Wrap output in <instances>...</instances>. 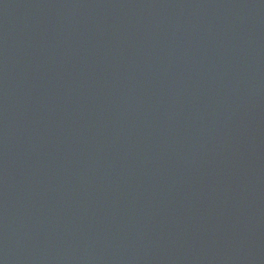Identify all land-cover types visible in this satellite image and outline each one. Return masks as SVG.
I'll use <instances>...</instances> for the list:
<instances>
[{
    "label": "water",
    "instance_id": "obj_1",
    "mask_svg": "<svg viewBox=\"0 0 264 264\" xmlns=\"http://www.w3.org/2000/svg\"><path fill=\"white\" fill-rule=\"evenodd\" d=\"M0 264H264V0H0Z\"/></svg>",
    "mask_w": 264,
    "mask_h": 264
}]
</instances>
